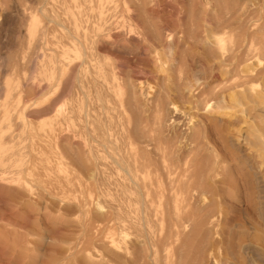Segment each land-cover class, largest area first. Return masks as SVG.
<instances>
[{"label": "rangeland", "instance_id": "obj_1", "mask_svg": "<svg viewBox=\"0 0 264 264\" xmlns=\"http://www.w3.org/2000/svg\"><path fill=\"white\" fill-rule=\"evenodd\" d=\"M263 130L264 0H0V264H264Z\"/></svg>", "mask_w": 264, "mask_h": 264}, {"label": "bare ground", "instance_id": "obj_2", "mask_svg": "<svg viewBox=\"0 0 264 264\" xmlns=\"http://www.w3.org/2000/svg\"><path fill=\"white\" fill-rule=\"evenodd\" d=\"M130 2V1H129ZM140 14V13H139ZM136 17V16H135ZM142 18V17H141ZM139 19V18H138ZM255 96H257V94L255 95ZM264 131V130H263ZM262 131V132H263ZM252 132V131H251ZM250 133V132H249ZM255 132L253 131V133L252 134H254ZM256 136H257V134H256ZM258 139V138H257ZM255 140V139H254ZM259 141V140H258ZM136 185V184H135Z\"/></svg>", "mask_w": 264, "mask_h": 264}]
</instances>
